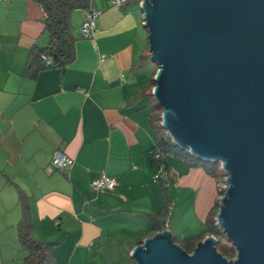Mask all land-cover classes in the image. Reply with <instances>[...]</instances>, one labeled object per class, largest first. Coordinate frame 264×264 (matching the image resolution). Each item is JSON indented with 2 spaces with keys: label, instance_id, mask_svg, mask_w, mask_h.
I'll use <instances>...</instances> for the list:
<instances>
[{
  "label": "crops",
  "instance_id": "0c3cea01",
  "mask_svg": "<svg viewBox=\"0 0 264 264\" xmlns=\"http://www.w3.org/2000/svg\"><path fill=\"white\" fill-rule=\"evenodd\" d=\"M108 3L93 0L91 9L98 14L89 38L80 31L89 9L74 10V60L31 77L22 74L30 49L49 40L43 9L35 0H0V183L8 186L2 194L14 199L15 184L25 191L32 234L57 243L56 261L133 264L132 248L156 232L146 213H159L164 204L150 159L157 135L148 99L133 102L155 73L143 81L144 65L132 68L148 50L142 12ZM55 153L72 164L58 171L51 163ZM165 159L171 206L184 191L192 192L185 207L206 224L217 200L215 178L173 155ZM101 174L115 178V188H92ZM4 205L12 223L18 221L17 197L15 208L9 201ZM207 235L178 240L197 242Z\"/></svg>",
  "mask_w": 264,
  "mask_h": 264
},
{
  "label": "water",
  "instance_id": "95a60500",
  "mask_svg": "<svg viewBox=\"0 0 264 264\" xmlns=\"http://www.w3.org/2000/svg\"><path fill=\"white\" fill-rule=\"evenodd\" d=\"M153 99L181 149L219 162L214 217L236 255L210 234L191 253L168 229L135 245L133 264H264V0H143Z\"/></svg>",
  "mask_w": 264,
  "mask_h": 264
},
{
  "label": "trees",
  "instance_id": "16d2710c",
  "mask_svg": "<svg viewBox=\"0 0 264 264\" xmlns=\"http://www.w3.org/2000/svg\"><path fill=\"white\" fill-rule=\"evenodd\" d=\"M44 12V30L49 36L48 43L45 46L34 44L30 49L25 67L22 74L25 76H35L39 70L51 67H65L70 64L75 57L74 42L75 37L71 32V14L74 10L91 9L93 0H35ZM131 3H138L137 0H127L125 8ZM43 57L50 60V64H46ZM150 60V53L141 54L133 63L132 68L143 66ZM151 86L141 89L135 96L133 102L142 98L148 99L149 108V123L154 128L157 140L151 151V163L158 168L162 166L167 174V179L163 177H156L163 189L164 204L159 213H146L149 220L151 230H163L167 218L172 209L171 198L168 193L169 186V166L166 162L167 155H173L181 159L189 166H200L205 171L213 176L218 177L223 175V171L219 168V162L204 161L193 155L188 151L178 147L168 136L165 129L161 125V111L162 107L153 99L151 94L153 81ZM158 157H155V155ZM6 180L11 182V179L6 177ZM18 194V205L20 207L21 216L16 223L18 232V239L26 252L22 258L21 264H54L55 254L54 248L57 245L54 241H39L32 234V222L30 218L29 205L27 201V194L25 191L15 184ZM218 210V201L215 202L211 208L210 215L206 220L207 231L209 234L217 237L216 249L227 259H232L236 255L234 247L226 241L221 242L219 236L221 232L217 227L214 217ZM199 238V237H198ZM196 238L183 239L178 244L188 253H191L195 244ZM176 242V239H174Z\"/></svg>",
  "mask_w": 264,
  "mask_h": 264
},
{
  "label": "rangeland",
  "instance_id": "374dc122",
  "mask_svg": "<svg viewBox=\"0 0 264 264\" xmlns=\"http://www.w3.org/2000/svg\"><path fill=\"white\" fill-rule=\"evenodd\" d=\"M98 1L99 0H95ZM102 1V0H100ZM108 3V0H104ZM110 6V3H108ZM129 6H133L139 9L138 3H131ZM112 7V6H110ZM140 10V9H139ZM145 28V27H144ZM146 32L147 29L145 28ZM148 34V33H147ZM156 63L148 60L146 64H144L143 68L139 70L140 77L145 81L147 78L151 76L152 71L155 72L157 67ZM146 78V79H145ZM149 80V79H148ZM59 171V170H58ZM213 177V176H212ZM224 177L219 175L215 178L216 182V191H217V200L219 197L224 193ZM14 186V185H13ZM8 187L4 182L0 183V264H21L22 258L25 256L26 252L24 251L19 239H18V232L16 228V222L12 223L11 221V210L5 209L3 211L5 205L4 203L8 201L12 202L13 208L16 205V197L18 202V194L14 196V199L8 200L9 195L2 194L3 188ZM174 188L172 191L174 192ZM192 193V192H191ZM190 192L185 194V191L182 195L179 196L178 200L174 201L172 204V209L166 221V228L171 231L172 234L176 235L177 243L180 242L181 238H188L195 234H204L206 233L207 226L206 224L202 223L201 220L195 216L193 208H186L185 203L189 199V196L192 195ZM8 200V201H7ZM202 231V232H201ZM221 242L226 243V239L221 233L219 236ZM37 239V238H36ZM38 240V239H37ZM48 241V240H47ZM57 252H60L59 248ZM63 254V252H61ZM131 264V261H54V264Z\"/></svg>",
  "mask_w": 264,
  "mask_h": 264
},
{
  "label": "built area",
  "instance_id": "2783aa9c",
  "mask_svg": "<svg viewBox=\"0 0 264 264\" xmlns=\"http://www.w3.org/2000/svg\"><path fill=\"white\" fill-rule=\"evenodd\" d=\"M108 1L112 7L117 8V9L125 6L127 2V0H108ZM142 1L143 0H137L139 5L142 3ZM97 14L98 12L96 10L89 9V14H88L87 19H85L80 25V31H81L82 37H87V38L91 37V31L94 29V20ZM43 59L45 60L46 64H50L49 59L45 57H43ZM155 157H158V155L156 154ZM72 162L73 161L71 158L65 157L61 153H55L51 161L52 166L55 169L60 170V171L67 169L72 164ZM219 168L222 170V166L220 163H219ZM156 169H157L156 177H163L167 179V174L164 171L162 166H159ZM116 184L117 183H116L115 178L104 175V174L99 175L97 178L91 181L92 188L98 191L112 190L113 188H115ZM223 187L224 188L226 187V182H224Z\"/></svg>",
  "mask_w": 264,
  "mask_h": 264
}]
</instances>
